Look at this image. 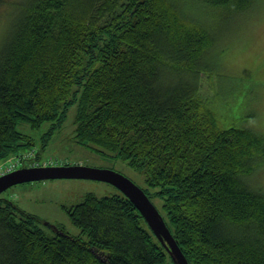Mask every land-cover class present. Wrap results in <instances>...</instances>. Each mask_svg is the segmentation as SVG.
<instances>
[{
	"label": "trees",
	"instance_id": "obj_1",
	"mask_svg": "<svg viewBox=\"0 0 264 264\" xmlns=\"http://www.w3.org/2000/svg\"><path fill=\"white\" fill-rule=\"evenodd\" d=\"M260 2L0 0V162L33 145L19 122H50L44 147L76 106L73 139L143 174L190 264H264V134L220 127L200 94L226 29ZM64 208L86 239L0 197V264H175L123 192Z\"/></svg>",
	"mask_w": 264,
	"mask_h": 264
},
{
	"label": "rangeland",
	"instance_id": "obj_2",
	"mask_svg": "<svg viewBox=\"0 0 264 264\" xmlns=\"http://www.w3.org/2000/svg\"><path fill=\"white\" fill-rule=\"evenodd\" d=\"M3 8L6 9L5 6ZM208 12L205 11V14ZM237 17L226 29L228 31L218 47L219 51L214 58V76L202 74L200 94L205 106L216 112L220 127L241 125L264 134V0L250 15L239 14ZM75 113L76 106H72L62 127L55 130L44 147L43 136L51 123L47 121L36 128L27 122H19L17 128L32 138L33 145L13 152L2 160L0 174L14 164L20 165L18 162L21 156L31 155L36 159L40 151L42 157L32 164L26 161L28 166L53 162L112 167L139 186L146 187L143 174L131 168L124 160L100 157L73 139ZM252 182L264 191V163L254 173ZM119 191L116 186L104 181L56 178L15 184L3 191L0 197L35 214L40 219L39 226L49 234H59L60 228H63L71 235H80L86 239V233H82L72 222L64 207L80 202L87 193L103 197ZM153 200L157 207L161 205L159 199Z\"/></svg>",
	"mask_w": 264,
	"mask_h": 264
},
{
	"label": "water",
	"instance_id": "obj_3",
	"mask_svg": "<svg viewBox=\"0 0 264 264\" xmlns=\"http://www.w3.org/2000/svg\"><path fill=\"white\" fill-rule=\"evenodd\" d=\"M56 178L92 179L113 184L135 204L154 234L168 250L174 263L190 264L163 215L145 190L115 168L83 163L21 165L0 175V194L18 183Z\"/></svg>",
	"mask_w": 264,
	"mask_h": 264
},
{
	"label": "built area",
	"instance_id": "obj_4",
	"mask_svg": "<svg viewBox=\"0 0 264 264\" xmlns=\"http://www.w3.org/2000/svg\"><path fill=\"white\" fill-rule=\"evenodd\" d=\"M25 156V158L27 159V158H30L31 157V155H29V156H27V155H24ZM27 161V160H26ZM35 161V160H34ZM18 163H20V162H18ZM48 164H56V163H50V162H48ZM13 169H15V164L14 165H12V166H10L8 169H7V171H11V170H13ZM6 171V172H7Z\"/></svg>",
	"mask_w": 264,
	"mask_h": 264
},
{
	"label": "flooded vegetation",
	"instance_id": "obj_5",
	"mask_svg": "<svg viewBox=\"0 0 264 264\" xmlns=\"http://www.w3.org/2000/svg\"><path fill=\"white\" fill-rule=\"evenodd\" d=\"M33 162H34V161H33ZM33 162H32V163H33Z\"/></svg>",
	"mask_w": 264,
	"mask_h": 264
}]
</instances>
